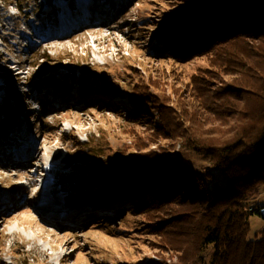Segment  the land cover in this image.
<instances>
[{
	"label": "rangeland",
	"instance_id": "374dc122",
	"mask_svg": "<svg viewBox=\"0 0 264 264\" xmlns=\"http://www.w3.org/2000/svg\"><path fill=\"white\" fill-rule=\"evenodd\" d=\"M202 1L0 0V119H7L16 104L11 100L17 101L15 110L21 114L0 129V264H180L178 253L165 244V237L174 243L177 239L176 234L164 235L165 222L170 224L175 214L172 207L155 211L158 220L163 214L161 231L155 233L154 223L146 224L140 210V202H152L150 182L98 202L88 198L92 166L85 154L94 152L106 172L128 160L140 164L142 154L150 152L157 156L145 159L150 166L165 160L202 171L210 168L206 156L184 146L187 132L178 129L209 133L217 142L228 134L225 125L233 123L230 117L238 112L237 97L225 105L227 97L220 91L238 84L240 66L224 70L225 64L213 66L210 57L202 55L179 59L155 44L162 30L183 19L184 6ZM60 13L73 27L71 35H57ZM240 39L231 50L238 52L240 45L254 42ZM254 44L264 49V42ZM42 54L51 57L50 65L37 61ZM75 65L99 75L93 82L116 84L123 94L105 93L100 85L86 93L88 76L73 71ZM151 74L169 78L166 85L156 84L169 107L161 108L162 115L153 110L148 119L132 118L124 111L132 104L124 87ZM201 75L207 76L204 82L195 81ZM52 78L68 87L46 82ZM185 110L195 117L188 121ZM208 113L230 122L214 123ZM168 120L172 131L162 134ZM27 148L31 156L19 164L17 153ZM103 172L104 181L111 177L113 182L110 171ZM248 204L264 208V187L248 197ZM250 224L249 240H257L264 219L255 214ZM185 237L180 235V241L186 242ZM204 258L196 264H208L207 254Z\"/></svg>",
	"mask_w": 264,
	"mask_h": 264
},
{
	"label": "trees",
	"instance_id": "16d2710c",
	"mask_svg": "<svg viewBox=\"0 0 264 264\" xmlns=\"http://www.w3.org/2000/svg\"><path fill=\"white\" fill-rule=\"evenodd\" d=\"M53 1L46 0L50 4ZM182 10L183 19L162 30L155 44L179 59L202 55L210 57L213 66L225 64L224 70L229 71L232 64L240 66L238 70L242 78H239L238 84L228 85L220 91L227 97L222 101L225 105L237 97L238 112L230 117L233 123L227 122L224 117L212 119L211 113L206 115L214 123H229L225 125L229 128L228 134L217 142L209 133L186 131V126L178 129V133L187 132V136L183 137L185 147L209 159L210 168L206 171L165 160L157 161L159 165L156 167L150 166L145 159L157 160V156L150 152L142 154L144 159L140 164H136L135 160H128L124 164L119 159L121 166L106 172L100 166L97 155L88 152L85 154L86 160L92 166L89 174L92 193L88 194V198L98 202L106 199L105 196L109 197V194L125 195L137 189L141 182H150L153 187L148 193V200L152 202H140L141 215L145 216L146 224L154 223L153 230L158 233L161 231L163 214L158 220L155 211L163 213L164 208L172 207L175 214L170 217V224L169 221L165 222L164 235L176 234L177 239L174 243L165 237V244L178 253L180 264H196L205 259V254L209 257L208 264H264V229L257 240H249L250 218L255 214L261 216L263 207L251 208L248 204V197L258 187H264V49L254 44L264 42V0H204L193 7L186 5ZM241 37H248L254 42L249 41L250 45L247 46L240 45L238 52L231 50V45L237 46ZM158 41H161L160 44ZM36 59L44 66L51 57L42 54ZM75 66L78 68L73 71L78 70L81 75L86 73L88 76L89 90L86 93L98 90L100 85L105 93L123 94L116 84L93 82V79H100L91 69L87 71L89 68ZM166 77L153 78L151 74L148 79H134L124 87L123 91L128 92L132 101L131 108L124 110L128 116L148 119L153 110H159L162 115L161 108L169 107V104H165L163 95L159 96L162 92L156 89V84L166 85L169 81ZM205 77L201 75L195 81L204 82ZM165 79L164 83H160ZM46 82L68 87V84L55 78ZM198 93L202 97L205 95L202 89ZM11 101L16 104L10 107L7 119H0L2 130L21 117L15 110L17 101ZM175 115L178 117L177 113ZM183 116L188 121L195 117L189 110H185ZM199 117L201 122L202 114L199 113ZM167 123L163 125L162 134L172 131L171 121ZM195 128L197 130L199 126ZM102 169L106 173L110 171L113 182L110 181L111 177L104 181ZM183 234L190 240L188 245H184L188 238L185 237L186 242L180 241Z\"/></svg>",
	"mask_w": 264,
	"mask_h": 264
},
{
	"label": "bare ground",
	"instance_id": "6f19581e",
	"mask_svg": "<svg viewBox=\"0 0 264 264\" xmlns=\"http://www.w3.org/2000/svg\"><path fill=\"white\" fill-rule=\"evenodd\" d=\"M78 8L81 10L82 13L84 14H87L83 9V7L81 6V4H79ZM102 8H106V6H102ZM100 12H103L102 10H100ZM88 16H90V14H87ZM64 16H63V13H60V18H59V23L56 24V26L59 25V28H57V35H60L62 32H70L73 29V27L67 23L64 19ZM88 22H90V20H88ZM78 26V25H77ZM63 35V34H62ZM65 35H68V34H65ZM31 150L30 148H27V149H20V151H18L17 155L19 156V158H21V161H20V164H26L31 156ZM19 153H21V155H19ZM65 211V210H63ZM61 215V214H59ZM96 215L94 214V217ZM1 227V226H0Z\"/></svg>",
	"mask_w": 264,
	"mask_h": 264
},
{
	"label": "water",
	"instance_id": "95a60500",
	"mask_svg": "<svg viewBox=\"0 0 264 264\" xmlns=\"http://www.w3.org/2000/svg\"><path fill=\"white\" fill-rule=\"evenodd\" d=\"M261 216L264 219V208L261 209Z\"/></svg>",
	"mask_w": 264,
	"mask_h": 264
}]
</instances>
